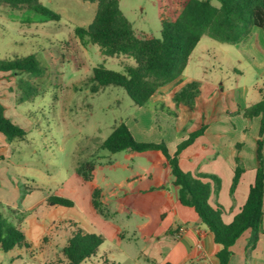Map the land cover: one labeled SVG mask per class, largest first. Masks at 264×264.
Masks as SVG:
<instances>
[{"label":"rangeland","instance_id":"1","mask_svg":"<svg viewBox=\"0 0 264 264\" xmlns=\"http://www.w3.org/2000/svg\"><path fill=\"white\" fill-rule=\"evenodd\" d=\"M40 1L59 13L61 21L31 22L39 17L34 11L12 9L7 4L0 7V60L34 56L40 68L39 72L16 75L19 101L28 112L30 124L29 128L18 125L26 132L24 139L12 141L8 151L0 150V211L11 219L12 210L24 208L30 190L64 197L72 200L74 207L62 209L59 217L74 221L86 232L102 235L104 243L97 254L107 257L108 264H135L130 257L144 261L146 256L155 260L146 264H159L175 243L170 234L171 208L178 199V187L172 183L169 162L159 151L112 153L103 144L121 123L147 120L158 132H145L150 141L142 137L143 132L141 139L137 133L134 138L169 146L163 138L157 141L164 129L161 113L168 112L155 109L154 100L144 107L136 105L122 87L107 86L94 93L96 83L90 79L96 67L124 73L127 67L135 66V61L123 55L106 56L98 45L84 43L76 36L78 27L93 23L96 5L83 0ZM181 1L120 0V8L139 37L161 38V13L173 16ZM212 3L219 6L217 0ZM248 41L230 45L204 36L195 55L208 49L216 66H226L237 56L234 49H247ZM256 47L263 49L259 44ZM218 49H226L224 55ZM243 68L242 75L226 77L232 82L238 78L241 85L251 83L254 72L246 61ZM197 72L192 61L187 75L197 78ZM152 111L156 113L151 119ZM170 139L173 145L175 141ZM251 143L247 139L241 150L244 168L250 166L254 154ZM87 163L95 168L92 180L85 179V170L79 172ZM96 189L103 194L98 198V208L93 205ZM220 189L216 194L222 193ZM67 229L66 223L54 225L42 247L36 253L31 250L33 257H26L24 264H65ZM31 240L36 241L35 237Z\"/></svg>","mask_w":264,"mask_h":264},{"label":"trees","instance_id":"2","mask_svg":"<svg viewBox=\"0 0 264 264\" xmlns=\"http://www.w3.org/2000/svg\"><path fill=\"white\" fill-rule=\"evenodd\" d=\"M83 1L96 5V14L91 25L75 30L76 36L84 43L98 45L106 56L123 55L135 61V66L127 67L124 73L103 66L96 67L90 79L96 83L93 92L97 93L107 86L122 87L140 107L147 106L160 88L174 82L183 74L192 53L204 36L220 43L235 45L248 41L254 28L264 31V0H217L219 6L214 5L212 0H182L173 16L161 13V38L151 35L139 37L121 11L120 0ZM2 4H7L12 9L36 12L39 17L31 22L45 23L62 19L59 13L46 7L40 0H0V7ZM39 71V63L34 56L0 60V72L17 75L19 72ZM199 93V82L193 81L174 95V102L194 109ZM6 111V106L0 101V133L11 142L24 139L26 132L7 117ZM244 116L248 119L261 117L255 148L257 171L245 204L230 223L223 220L224 207L211 202L213 194L221 187V179L215 175L186 173L178 165L180 154L205 133L206 125L182 141L173 156L164 142H138L125 123L116 126L103 144V147L112 153L123 150H154L167 158L174 177L173 184L179 188V201L185 206L195 208L207 230L212 233L215 243L222 246L217 253L219 264H230L232 247L247 231L251 232V236L246 250L248 253L253 250L263 229L264 97L245 109ZM236 147L237 166L231 195L245 172L241 156L242 144L238 143ZM79 172L84 174L86 180H92L94 165L87 163L80 167ZM102 196V191L96 189L93 200L95 208L100 206L98 198ZM47 204L50 207H74L72 200L56 195L49 196ZM69 228L71 234L63 248L69 263L82 264L96 256L104 243L103 236L88 233L75 222H70ZM17 247L29 249L31 244L19 224L6 218L0 211V251L7 253Z\"/></svg>","mask_w":264,"mask_h":264},{"label":"crops","instance_id":"3","mask_svg":"<svg viewBox=\"0 0 264 264\" xmlns=\"http://www.w3.org/2000/svg\"><path fill=\"white\" fill-rule=\"evenodd\" d=\"M256 44L262 45L263 49H258ZM246 48L234 49L237 56L234 58L233 64L228 63L226 66H216L213 63L215 58L208 49L204 50L202 55H195L197 50L195 49L183 74L174 82L160 88L151 98L156 105L155 109H166L168 112V114L161 113L164 119L162 122L164 129L159 134L157 141L162 138L166 140L169 145L167 146L169 153L172 156L177 151V146L188 139L191 133L198 131L204 125L207 126L205 133L180 154L178 165L186 173L215 175L221 179L220 190L222 193L213 194L211 202L212 204L219 203L224 207L223 220L226 223L232 222L235 215L241 211L255 181L257 171L255 148L259 137L261 117L250 120L244 116V111L264 97V31L262 29L254 28L246 43ZM225 50L218 49V52L224 55ZM192 61L197 67V78L187 75L189 63ZM244 61L251 67L255 78L247 85L239 84L238 78H234L235 81L232 82L231 77H226L230 74H232L231 76H234L233 74L242 75ZM18 80L19 77L16 75L0 72V101L6 106V115L11 121L16 125H26L29 128L28 112L24 110L25 107L19 101ZM193 81L199 82L200 91L195 100L194 109L183 103L174 102V95ZM155 113L150 112L151 119ZM127 126L132 134L137 133L138 139H141V132H143L142 137L148 141L150 138L146 136L145 132H158L157 126L153 123L150 124L147 120L129 121ZM170 137L175 141L173 145H170ZM247 139L252 140L251 148L254 150V154L250 158V166L248 167L246 164L245 172L242 174L234 194L231 195L237 166L236 145L242 144L241 150H244ZM6 148L7 151L11 149V141L3 133H0V150ZM241 156L242 163L245 164L243 152ZM48 197L47 193L41 192L39 189L30 190L24 208L12 210L14 214L10 220L19 224L30 242L31 248L17 247L7 253L0 251V264H24L26 257H33L31 250H35L36 253V249H40L43 242L46 241L44 238L46 234L59 222L66 223L69 238L71 234L69 223L74 221L60 218L59 213L66 207H50L47 204ZM171 213L170 234L175 243L170 253L164 256L159 264H219L217 253L222 246L215 243L212 233L207 230L195 208L185 206L179 201V188L178 199L174 201ZM31 234L33 235L31 236ZM250 236L251 232L247 231L232 247L233 255L230 264H264V222L256 247L248 253L246 249ZM31 237H35L36 241L33 242ZM56 241L55 238L53 242ZM40 255L36 254L38 257ZM94 257H96L94 261L93 257L88 259L93 261L91 264L109 263L107 257L98 256V254ZM130 259L135 264H146V261L151 260L155 262L148 256L144 261L141 257H130ZM64 260L65 264H70L66 257Z\"/></svg>","mask_w":264,"mask_h":264}]
</instances>
